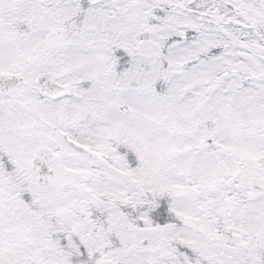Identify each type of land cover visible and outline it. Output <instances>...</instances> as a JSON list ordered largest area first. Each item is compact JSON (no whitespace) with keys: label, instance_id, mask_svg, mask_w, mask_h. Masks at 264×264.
<instances>
[{"label":"snow or ice","instance_id":"1","mask_svg":"<svg viewBox=\"0 0 264 264\" xmlns=\"http://www.w3.org/2000/svg\"><path fill=\"white\" fill-rule=\"evenodd\" d=\"M0 264H264V0H0Z\"/></svg>","mask_w":264,"mask_h":264}]
</instances>
